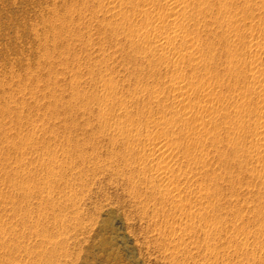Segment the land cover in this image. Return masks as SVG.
<instances>
[{"label": "rangeland", "instance_id": "obj_1", "mask_svg": "<svg viewBox=\"0 0 264 264\" xmlns=\"http://www.w3.org/2000/svg\"><path fill=\"white\" fill-rule=\"evenodd\" d=\"M0 264H264V0H0Z\"/></svg>", "mask_w": 264, "mask_h": 264}]
</instances>
